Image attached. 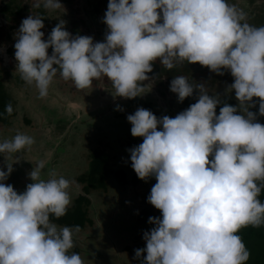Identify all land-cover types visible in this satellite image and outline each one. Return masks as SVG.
<instances>
[{
    "label": "rangeland",
    "instance_id": "1",
    "mask_svg": "<svg viewBox=\"0 0 264 264\" xmlns=\"http://www.w3.org/2000/svg\"><path fill=\"white\" fill-rule=\"evenodd\" d=\"M15 1L27 7L34 2L46 3L50 23L57 18L67 33L72 20H76L85 32V40L77 35H69L71 38L65 40L64 49L74 60L67 57L68 71L62 74L53 63L54 57L43 49L41 39L48 31L39 30L34 13L29 10L8 20L0 11V80L16 109L10 124L0 123V264H58L45 252L53 236L64 227L49 222L45 215L56 206L70 205L82 191V184L76 178L85 171L89 153L95 148H105L111 153V161L119 165L125 164L132 149L143 151L144 166L135 172L136 181L128 187L138 185L139 190L148 187L159 190L169 180L179 196L172 197L157 211L140 197L137 202H125L128 207L125 206L120 201L121 189L110 182L107 191L93 190L88 193L91 199L88 214L93 222L81 231L66 229L72 242L70 255L63 264H190V260L181 261L177 256L183 253L189 259L192 257L186 247L190 237L187 222L199 224L201 220L188 208L194 196L185 183L191 175L190 185L195 189L199 174L215 168L210 154L209 128L197 122H186V117L180 114L181 100L175 101L179 95L172 94L169 85H166L165 95L157 92V81L149 78V65L143 61L144 50L141 56L136 54L134 64L128 65L126 54L119 46H113L109 26L115 21L126 25L120 6L115 5L116 12L101 9L108 22L99 27L98 14L88 15L83 0H73L72 5H60V0ZM218 1L219 13L228 19L226 24L234 29L248 28L258 52L239 70L226 62L230 54L236 55L234 52L224 56L225 66L220 72L211 67L213 62L222 59L217 51L209 52L204 62L192 64L190 68L198 69L193 83L216 89V93H210L206 99L198 95L206 108L198 107L194 113L204 120L205 116L211 118L213 105L223 97L234 98L239 117L236 128L228 135L244 140L247 133L240 126L251 113L247 110L250 92H241L239 86L249 70L264 68V33L260 32L264 30V15H261L264 0H254L256 7L248 0ZM10 2L0 0V8ZM204 2H191L185 13L196 16L201 23L207 22L204 10L214 3L209 0L203 5ZM82 5L85 6L83 12ZM209 18L208 24L217 25L214 17ZM146 26L131 24L127 28L150 32V26ZM220 28L218 26L216 31ZM145 36H150L146 43L160 44L152 33ZM64 52L62 55L67 56ZM115 58L126 66L130 87L118 89L110 84L116 72L112 68ZM88 61L96 64L97 69L92 73L83 67ZM21 63L26 65V72L22 71ZM71 70L74 73L70 74ZM233 70L235 74L230 76ZM16 71L24 77L22 83L15 79ZM106 82L108 87H103ZM121 82L122 79L116 85L120 86ZM189 95L180 94L183 98ZM171 96H174L173 102L167 103ZM149 109L160 113L157 129L145 121L141 112ZM25 118L30 119L29 124L24 122ZM251 118L253 122L256 115L252 114ZM3 171L9 175L2 174ZM132 174L128 172V181ZM14 175L22 182L11 179ZM115 197L120 202L115 203ZM143 207L154 214L149 225L137 222ZM165 243H171L172 249Z\"/></svg>",
    "mask_w": 264,
    "mask_h": 264
},
{
    "label": "trees",
    "instance_id": "2",
    "mask_svg": "<svg viewBox=\"0 0 264 264\" xmlns=\"http://www.w3.org/2000/svg\"><path fill=\"white\" fill-rule=\"evenodd\" d=\"M204 1L209 2V0ZM72 2L73 0H60V5L63 3L72 5ZM191 2L197 4L200 0H83L82 3L87 5L88 15L98 14L99 27L108 22V19L104 18L101 13V9L116 12L118 11L117 5L120 6L119 11L123 13L126 25L121 26L118 24L119 21L117 23L115 21L114 25L109 26L112 31L109 38L113 46L116 48L119 46L120 51L126 54L125 60L129 61L128 65L134 64L136 54L141 56L144 50L143 61L146 60L149 65L147 69L149 78L157 81L155 83L157 92L165 95L166 85H169L172 89L171 93L175 96L179 95L178 101H175L181 100L179 108L182 112L180 114L186 117V122L191 124L197 122L209 128L210 154L215 161V168L212 171L204 170L199 174L195 189L190 185L191 175H188L187 183L182 180L194 196L188 208H192L198 214L201 222L199 224L194 221L187 222L190 237L186 242V247L192 253V257L189 259L187 254L182 253L177 256V259L190 260V264H264V68L249 70L246 77L245 74L242 76L243 80L239 86L241 92L245 90L250 92L249 109L247 110L251 113L247 121L241 123L240 126L247 133L244 140H237L228 135L236 128V119L239 117L234 98L226 96L213 105L214 115L211 118L205 116L204 120L198 117L194 110L196 112L198 107L205 109V104H201L203 98L206 99L205 96L210 93H216V89L203 83V86L193 83V76H196L198 69H192L190 66L204 62L209 52L217 51L221 53L222 59L213 62L211 67L220 72L225 66L224 56L234 52L235 56L231 54L229 56L231 64L226 62L239 70L253 59L258 49L253 45L256 41L251 34H248V28L240 26L234 29V26L226 24L227 17L219 13L221 11L220 1L212 0L214 4H209L207 10L203 9L205 19L209 21L211 15V18L214 17L216 24L221 27L218 31H216L217 25L212 27L211 25L214 24H208V21L201 23L196 16L185 13ZM205 2L203 5H206ZM248 2L256 7L254 0H248ZM33 4L27 7L11 0L10 3L1 7L0 11L8 20L19 17L29 10L33 12L39 30L45 28L48 31L47 35L41 39L43 49L54 57L53 63L57 70L66 74L68 68L65 60L67 57L70 60L74 59L64 49L65 40L71 38L69 35H77L85 40L83 34L85 32L79 28L76 20H72L67 33L57 18L51 22L53 25H50L46 3L34 2ZM81 7L83 12L85 6ZM261 15H264L263 11ZM80 17L84 21V18ZM131 24L142 28H147L148 24L151 31H132V28H127ZM260 32L264 33V30ZM151 33L154 40L161 45L145 42V40H150V36L145 35ZM211 33L213 36L209 35ZM130 40L133 41L130 43ZM63 50L67 56L62 55ZM59 55L63 59L59 58ZM244 58L246 61H243ZM86 63L83 67L89 73L97 69L93 62ZM21 64L22 71L26 72V65ZM112 68L116 72L110 84L119 87L118 89L130 87V81L126 76L128 72L122 60L115 58ZM12 69L15 71L14 67ZM71 72L74 73L72 70L69 71L70 74ZM16 73L15 79L22 83L25 80L24 77L21 78L20 72L16 71ZM229 74L233 76L235 71H230ZM204 77V75L201 76L202 81ZM121 79L120 86H117L116 83ZM105 85L103 87H108V82ZM180 94L190 95L183 98ZM198 95L202 100L197 98ZM173 97L171 96L172 99L170 98L167 103H172ZM141 112L148 124L155 129L160 127V113L151 109ZM252 114L256 115L253 122ZM15 116L16 109L10 93L6 91L0 80V123L8 125L10 119ZM24 122L29 124L30 119L25 118ZM144 161L145 153L138 149H132L124 165H119L116 161L112 162L111 153L105 148L93 149L89 153L85 171L76 178L82 184V191L70 205L56 206L45 215L49 222L64 227L63 231L53 236L52 242L46 248V255L51 259H56L58 264L67 261L72 238L69 237L66 229L81 231L87 224H92L93 221L88 214V206L91 205L89 195L93 190L107 191V188L111 186L109 182L121 189L120 201L125 206H127L125 202L133 203L143 198L146 205H151L159 211L172 197L179 196V191L175 190L169 180L159 190L152 187L139 190L138 185L130 189L128 185L136 181L135 172L143 168ZM3 172L2 174L9 175ZM128 172L133 173L130 181L127 177ZM11 179L22 182L21 178H16L15 175ZM115 200L117 201L116 197ZM153 217L151 209L143 207L137 217V222L140 223V220L149 225ZM165 245L170 250L172 249L171 243H165Z\"/></svg>",
    "mask_w": 264,
    "mask_h": 264
}]
</instances>
